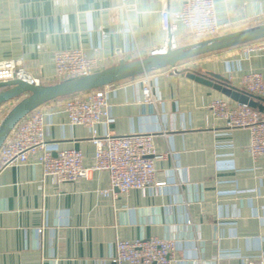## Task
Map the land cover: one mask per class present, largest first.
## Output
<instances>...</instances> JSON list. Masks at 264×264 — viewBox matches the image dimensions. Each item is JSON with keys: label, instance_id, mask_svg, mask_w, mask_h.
Here are the masks:
<instances>
[{"label": "crops", "instance_id": "0c3cea01", "mask_svg": "<svg viewBox=\"0 0 264 264\" xmlns=\"http://www.w3.org/2000/svg\"><path fill=\"white\" fill-rule=\"evenodd\" d=\"M184 1L0 0V61L23 59L42 84H53L57 50L79 48L98 59L99 70L147 57L165 39L162 11ZM214 2L218 22L228 24L223 34L264 23V0ZM179 32L181 46L191 43L182 26ZM243 47L188 60L179 72L149 73L151 102L144 75L105 88L111 121L97 124L98 134L156 133L157 179L165 182L158 191L106 195L108 172L59 182L36 160L4 168L0 264H112L118 241L152 237L178 243L172 264H264V158L249 152L248 129L229 130L213 116L212 102L229 98L185 72H214L242 88L244 75L264 76V50ZM65 99L38 108L45 140L82 151L92 166L91 130L70 124ZM13 103L0 106V122Z\"/></svg>", "mask_w": 264, "mask_h": 264}, {"label": "built area", "instance_id": "2783aa9c", "mask_svg": "<svg viewBox=\"0 0 264 264\" xmlns=\"http://www.w3.org/2000/svg\"><path fill=\"white\" fill-rule=\"evenodd\" d=\"M164 41L150 50L149 55H164L181 46L180 26L190 42L207 40L222 35L228 24L220 23L216 16L214 0H185L178 11L163 10L161 14ZM246 53L264 50V39L243 45ZM55 81H63L97 72V58L89 57L79 48L57 50L54 54ZM20 80L39 85L41 78L31 74L23 59L0 61V82ZM148 74L144 75L143 95L147 102L153 100L148 86ZM85 92L65 99L64 111L71 125L89 128L96 147L94 164L84 165L82 151L63 148L59 142L45 140L46 122L38 109L20 120L0 148V172L36 160L45 176H55L59 182H76L87 179L91 172L106 171L110 177V188L103 194L127 193L131 189L142 192L158 191L165 182L157 179L154 132H137L128 135H99L97 124L108 125L111 121V106L105 88ZM258 96L264 95V76L250 72L243 76L242 88ZM213 116L224 121L226 128H246L250 131L248 147L254 158H264V115L247 105L230 99H216L210 106ZM219 160L217 164H220ZM43 228L37 230L41 235ZM178 243L158 237L133 241L120 240L115 245L112 264H172Z\"/></svg>", "mask_w": 264, "mask_h": 264}, {"label": "water", "instance_id": "95a60500", "mask_svg": "<svg viewBox=\"0 0 264 264\" xmlns=\"http://www.w3.org/2000/svg\"><path fill=\"white\" fill-rule=\"evenodd\" d=\"M262 39H264V23L207 40L192 42L175 50H169L164 55H149L131 61L120 60L116 65L88 76L71 78L53 84L33 85L20 80L0 82V106L16 101V104L0 122V148L20 120L50 101L100 89L128 78L165 68L179 72L178 66L188 60ZM185 72L187 77L196 82L210 86L230 100L247 105L264 115L263 97L233 86L227 78L214 72L197 73L191 70H185Z\"/></svg>", "mask_w": 264, "mask_h": 264}, {"label": "rangeland", "instance_id": "374dc122", "mask_svg": "<svg viewBox=\"0 0 264 264\" xmlns=\"http://www.w3.org/2000/svg\"><path fill=\"white\" fill-rule=\"evenodd\" d=\"M15 104H16V101H14V103H13V105H11V107H8V110H10Z\"/></svg>", "mask_w": 264, "mask_h": 264}, {"label": "trees", "instance_id": "16d2710c", "mask_svg": "<svg viewBox=\"0 0 264 264\" xmlns=\"http://www.w3.org/2000/svg\"><path fill=\"white\" fill-rule=\"evenodd\" d=\"M82 94V93H81ZM77 95H80V94H76V95H73V96H77Z\"/></svg>", "mask_w": 264, "mask_h": 264}]
</instances>
